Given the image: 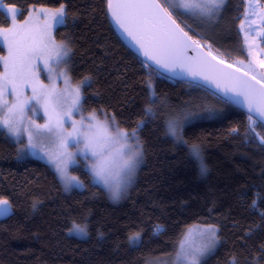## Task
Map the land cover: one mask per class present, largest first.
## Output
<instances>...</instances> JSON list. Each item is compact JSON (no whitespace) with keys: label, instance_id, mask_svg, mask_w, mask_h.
I'll return each mask as SVG.
<instances>
[{"label":"trees","instance_id":"trees-1","mask_svg":"<svg viewBox=\"0 0 264 264\" xmlns=\"http://www.w3.org/2000/svg\"><path fill=\"white\" fill-rule=\"evenodd\" d=\"M0 5L2 27L10 24L9 6L20 10L21 20L35 7L65 6L55 38L69 45L73 80L88 81L83 112L138 130L143 152L135 184L114 204L84 166L73 171L85 188L67 194L50 165L21 158L19 145L0 129V199L14 212L0 222V264H147L173 254L194 224L220 229V244L203 264H264V126L258 122L253 131L246 112L143 61L114 30L108 0H0ZM244 11L245 0H227L220 29L206 37L216 57L228 63L248 58L239 31ZM195 98L226 110L188 123L183 142H177L168 133V116ZM193 145L200 148L205 173L190 154ZM74 224L86 225L87 236L70 235ZM137 233L140 239L130 242Z\"/></svg>","mask_w":264,"mask_h":264},{"label":"rangeland","instance_id":"rangeland-1","mask_svg":"<svg viewBox=\"0 0 264 264\" xmlns=\"http://www.w3.org/2000/svg\"><path fill=\"white\" fill-rule=\"evenodd\" d=\"M160 1L194 40L198 41L199 44L207 48L215 56H219V54L216 53L217 51L211 46L212 42L206 39V37L215 36L220 29L222 11L224 10L227 0H225L221 8L216 10L212 15L201 14L198 10L186 11L179 6H171V4L178 5L180 0ZM60 9H63V17H57L54 20V14ZM13 10H15V16L12 14ZM5 12L10 20V24L6 27L0 26V46L4 49V53H0V79L4 76V61L5 58L9 57V44L15 38V32H30L37 36L40 34H48L51 36V41H46L48 47L43 58L33 59V74L27 83L21 85L20 90L22 91V95L20 96V100H28L29 103L25 108L24 118L19 124V133L13 134L9 132L2 124H0V129L3 130L13 142L19 145L21 158H34L50 165L55 170L67 194L85 188V183L82 178L73 171L77 166H84L91 173L93 181L105 188L110 200L114 204L121 203L127 196L130 188L135 184L139 169L143 164V152L139 133L138 130H134L136 136L132 137L130 135L128 139V143L132 145L134 149L138 146L140 152V155L137 157L134 171L127 177L121 172L110 180V183L115 184L119 182L121 185L119 199H113L109 186L104 184L103 181L99 180L93 174L92 165L95 163L96 157H93L91 152L85 149L83 139L78 135L68 137V134L74 131L72 126L73 122H76L77 127L83 130V126L80 124L82 117L85 123H90L91 121H89L88 118L93 113L85 114L82 110L83 86L86 84L84 82L87 80L83 82H75L73 80L69 71L71 57L69 45L66 41H58L55 38V29L65 20V6H60L58 8H32L23 20L20 19V10L17 7L9 6L5 9ZM5 29L9 31L6 32ZM239 31L242 35L248 58L246 61H242V63L240 61H233L231 64L247 72L264 84V67H261L260 64L261 61H264V6L262 0H245V11L239 24ZM54 45H64V49L68 51V55L61 60H57L55 57L58 49ZM50 56L52 59H49ZM62 72L67 75H60ZM41 85L44 86L45 89L54 87L56 92L62 94L55 110L51 107V104H57V98L55 97H53L47 112L42 104L31 99L33 96V88L35 87L39 91ZM77 87L80 88L81 101L80 105L73 109L71 108L74 99L73 90ZM65 89H67V91H65ZM149 90L151 96L154 98L156 95L154 86L151 85ZM153 91L155 93L154 96L152 95ZM6 99L8 100L9 106L16 102V97L12 95L11 88H9ZM225 110L226 108H224L221 103L195 98L191 99L182 107L170 112L168 119L171 118L170 120H176L179 123L180 134L182 135L183 128L188 123L198 119L218 117ZM4 111L5 110H0V120L4 118ZM68 111L71 112L70 116L64 114ZM95 114L101 121L108 118L102 115V113ZM141 125L142 123H140V126ZM49 128H51V131H49ZM119 128L129 134L133 132L122 127ZM30 133L31 137L29 135ZM61 134L64 137H68L66 149L63 148L60 143ZM171 137L173 140L177 141L173 136ZM113 147L118 148L119 145H114ZM127 151L128 150L125 149L126 153ZM69 153L72 154L71 159L68 158ZM63 161H67L66 164L62 163ZM58 165L64 168L63 173L59 170ZM113 171L115 172L116 170L114 169ZM209 227L216 229L215 239L214 243L197 258L198 264H203L220 244V229L218 226L207 224L191 225L184 231L173 254L151 259L147 264H188V260L185 259L183 255L178 256L177 254L181 251L190 254L195 251V249L207 244L209 234L205 230ZM72 228L69 231L70 235L83 238L84 235L72 232ZM181 242H183V250L181 249Z\"/></svg>","mask_w":264,"mask_h":264},{"label":"snow or ice","instance_id":"snow-or-ice-1","mask_svg":"<svg viewBox=\"0 0 264 264\" xmlns=\"http://www.w3.org/2000/svg\"><path fill=\"white\" fill-rule=\"evenodd\" d=\"M224 2L225 0H180L178 5L171 4V6H179L186 11L198 10L201 14L212 15L216 10L221 8ZM108 8L112 10V15L117 19V22L134 39H137L133 31L134 29L141 33L144 41H146V46L145 43H141L145 56L153 60L160 67L169 70L180 68L194 77L204 73L215 72V66L206 59V56H211L213 60L216 59L215 56H212L211 51L206 56L198 54V59H192L187 56L188 49L193 48V46L199 47V42L192 40V37L187 32H184L171 18V14L162 8L160 4L156 3L155 0H151V2L125 0V2L116 4H113V0H108ZM12 14L15 16V10H13ZM63 15V9H60L54 14L53 19L63 17ZM5 31L9 30L5 29ZM14 36L15 38L9 44V57L5 58L4 61V76L0 79V110H5L4 118L0 120V124L6 127L9 132L18 134L20 131L19 124L24 118V111L29 103L28 100H20V96L22 95V91L20 90L21 85L27 83L31 78L33 74L32 61L34 58H43L48 47L46 41H51V36L48 34L37 36L30 32H15ZM137 42L141 41L138 40ZM54 46L58 49L55 57L57 60H61L68 55V51L64 49V45ZM49 59H52V57L50 56ZM220 63H223V61L221 60ZM260 64L261 67H264V61H261ZM60 75L66 76L67 74L62 72ZM203 78L215 83L217 88H223L226 95L233 93L234 96L242 98L240 103L247 108L248 113H254L259 118V121H257L253 119L252 115L248 117L253 131L258 122L261 126H264V84H261V87L257 89L255 85H251L248 81L242 78L231 79V74L222 71L217 72L215 75H203ZM84 83H87V81ZM257 83H260V81H257ZM149 87L151 88V85ZM9 88H11L12 95L16 97V102L11 106H9L6 99ZM73 91L74 99L71 108L75 109L80 105L81 93L79 87ZM61 95V93L56 92L54 87L45 89L41 85L39 91L37 88H33L31 99L42 104L47 112L53 97L57 98V104H51V107L55 110ZM152 95H155L154 91ZM145 111L151 113L152 109L148 107ZM64 114L70 116L71 112L68 111ZM88 119L91 121L90 123H85L83 117L80 121L83 130L77 127L76 122H73L74 131L73 133H69L68 137L78 135L83 139L85 149L90 151L93 157H96V161L92 165L93 174L109 186L113 199H119L121 185L119 182L115 184L110 183V180L121 172L127 177L134 171L140 152L138 146L134 149L128 143V139L130 135L135 137L136 132L133 131L129 134L121 130L116 126L114 117L101 121L93 113ZM167 127L168 133L171 136L183 142V137L180 134V125L176 120L168 121ZM49 131H51V128H49ZM29 135L31 137V133ZM68 137L60 135L61 146L65 149L67 148ZM114 145H119V147L114 148ZM125 149L128 150L127 153ZM190 154L199 162L201 172H207V167L204 164L198 145L192 146ZM68 158L71 159L72 154L69 153ZM66 162L63 161L62 163L66 164ZM58 168L61 173L64 172L63 167L58 165ZM114 169L116 170L115 172L113 171ZM0 205L6 206L8 205V201H0ZM252 207H258L257 200H253ZM9 211L8 207H0V216L8 215ZM261 215L264 216V213H261ZM157 230H160L159 226H157ZM71 231L84 236L88 233L86 225L80 226L74 224ZM205 231L209 234L207 244L195 249L190 254L183 251L177 254L178 256L183 255L188 260V264H198V256L202 255L214 243L216 229L209 227ZM139 239L138 233L129 238L132 243ZM181 249L183 250V242H181Z\"/></svg>","mask_w":264,"mask_h":264},{"label":"water","instance_id":"water-1","mask_svg":"<svg viewBox=\"0 0 264 264\" xmlns=\"http://www.w3.org/2000/svg\"><path fill=\"white\" fill-rule=\"evenodd\" d=\"M122 2H125V0H113V4L122 3ZM144 2H151V0H144ZM155 2L160 4L162 8L166 9L160 0H155ZM107 10H108V15H109L110 21L112 23V26H113L114 30L116 31V33L118 34V36L120 37V39L123 41V43L132 52H134L137 56H139L143 61H145L148 65H150L152 68H154L155 70L159 71L161 74H163V75H165V76H167L173 80L188 82V83H194L196 85L204 87V88L210 90L211 92L215 93L219 97L223 98L225 101L232 104L236 108L246 112L249 115H252L254 119L259 121V118L256 117V115L254 113L253 114L248 113L247 108L245 106H243L242 103H240V101L242 100L241 97H236V96H234L233 93H228L226 95L225 92L223 91V88H217L215 83H212L209 80H205L203 78V75H215L217 72L222 71L224 73L231 74V79L242 78L243 80L248 81L251 85H255V87L257 89H259L261 87V84H263V83H261V82L257 83V81H258L257 79H253V77L250 74H248L247 72L240 70L239 68L233 66L231 63H228V62L223 61V60H222L223 63H220L221 59H219L218 57H216L213 54H212V56L216 57L215 60H213L211 56H206V54L209 52V50L207 48H205L204 46H202L201 44H199L200 45L199 47L193 46V48H189L187 51V56L189 58H192V59H198V54L206 56V59L208 61H210L212 65L215 66V72L204 73L200 76L194 77V76L190 75L189 73H187L186 71H182L180 68H176L175 70H169V69H165L163 67H160L153 60H150V59H148L147 56H145L144 48L141 47V43H145V46H146V41H144L143 37L141 36V33L134 29L133 30L134 34L137 37V39H134L133 36L129 35L128 32L125 31V28L122 27L121 24L117 22V19L115 17H113L112 10H110L108 8V6H107ZM171 18L176 22L177 25H179V27L181 29H183L184 32H187L182 27V25L174 18V16L172 14H171ZM187 34L189 36H191L188 32H187ZM138 40H140L141 42L138 43L137 42ZM192 40H194V38H192ZM194 41H196V40H194ZM229 65H231V67H229ZM245 73H247V75H245ZM229 101H231V102H229ZM4 200L8 201L7 199H0V201H4ZM0 207H8L10 209L8 215L0 216V222L9 219L13 215V213H14L13 207L9 201H8V205H6V206L0 205Z\"/></svg>","mask_w":264,"mask_h":264}]
</instances>
